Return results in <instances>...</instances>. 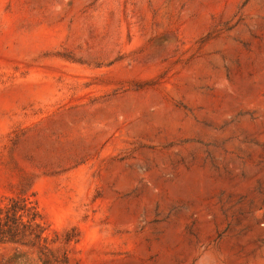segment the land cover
<instances>
[{"label": "rangeland", "instance_id": "374dc122", "mask_svg": "<svg viewBox=\"0 0 264 264\" xmlns=\"http://www.w3.org/2000/svg\"><path fill=\"white\" fill-rule=\"evenodd\" d=\"M12 197L68 264H264V0H0Z\"/></svg>", "mask_w": 264, "mask_h": 264}, {"label": "trees", "instance_id": "16d2710c", "mask_svg": "<svg viewBox=\"0 0 264 264\" xmlns=\"http://www.w3.org/2000/svg\"><path fill=\"white\" fill-rule=\"evenodd\" d=\"M45 230L41 213L28 199L12 197L0 206V242L37 248L43 264H68L65 255L57 254L49 247Z\"/></svg>", "mask_w": 264, "mask_h": 264}]
</instances>
